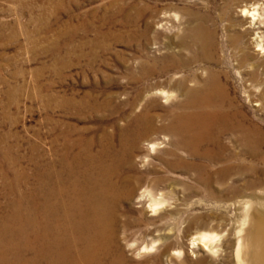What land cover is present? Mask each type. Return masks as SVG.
Segmentation results:
<instances>
[{
  "label": "rangeland",
  "instance_id": "1",
  "mask_svg": "<svg viewBox=\"0 0 264 264\" xmlns=\"http://www.w3.org/2000/svg\"><path fill=\"white\" fill-rule=\"evenodd\" d=\"M254 4L258 24L243 12ZM258 38L264 43V0H0V215L11 210L18 174L26 173L27 192L47 168L53 118L76 138L97 142L107 131L119 145L133 120L148 114L154 130L121 171L136 190L118 202L117 241L139 264H236L237 231L257 235L253 222L241 224L236 203L264 189V136L247 150L231 147L226 134L224 149L211 147L222 158L210 163L177 149L162 129L192 112L182 107L184 87L218 81L226 108L234 104L264 133ZM52 95L100 107L65 114L51 106ZM203 234L216 237L214 252L192 246ZM253 243L248 259L258 250Z\"/></svg>",
  "mask_w": 264,
  "mask_h": 264
},
{
  "label": "bare ground",
  "instance_id": "2",
  "mask_svg": "<svg viewBox=\"0 0 264 264\" xmlns=\"http://www.w3.org/2000/svg\"><path fill=\"white\" fill-rule=\"evenodd\" d=\"M253 7L243 12L252 19V24H258L259 9L255 4ZM254 45L258 52H264V43L259 38ZM184 89L185 93L190 92L182 107L192 112L175 115L170 127L162 129L164 135L174 139L177 149L214 163L215 158L222 157L211 147L224 149L222 138L226 134L231 135L229 145L233 148H258L264 136L261 127L248 121L234 104L226 108L228 96L221 82L213 81L200 90ZM51 98L54 110L65 114L69 109L82 112L100 107L94 99L74 102L55 95ZM146 117L148 114L133 120L125 134L127 139L122 135L119 145L107 131L97 142L83 136L76 138L65 122L52 119L47 168L37 170L36 185L27 192L23 189L26 173L18 174L19 182L16 178V183L10 186L16 198L10 199L9 214L0 215V264H139L127 257L125 248L117 241L116 208L120 200L129 199L136 190L132 177L124 176L122 170L132 163L141 140L154 130L153 120L145 121ZM201 147H205L202 153ZM150 149L155 151V145ZM193 167L209 173L204 165ZM229 167L225 166L222 172L229 171ZM148 193L145 191L144 195ZM150 203V209L155 210L157 197L153 195ZM236 208L240 211L241 224L253 222L257 235L243 237V229H235L238 230L235 262L264 264V189L237 201ZM256 239L257 253L248 259L245 250L253 248ZM215 243L216 237L211 234L192 240L194 248L201 246L209 252H214Z\"/></svg>",
  "mask_w": 264,
  "mask_h": 264
}]
</instances>
